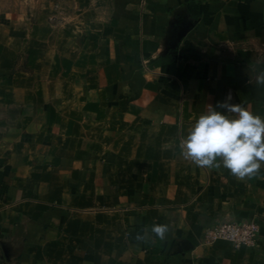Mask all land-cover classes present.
Here are the masks:
<instances>
[{
  "label": "crops",
  "instance_id": "0c3cea01",
  "mask_svg": "<svg viewBox=\"0 0 264 264\" xmlns=\"http://www.w3.org/2000/svg\"><path fill=\"white\" fill-rule=\"evenodd\" d=\"M261 73L264 0H0V264H264V162L181 151L228 93L264 117Z\"/></svg>",
  "mask_w": 264,
  "mask_h": 264
},
{
  "label": "clouds",
  "instance_id": "9594fccd",
  "mask_svg": "<svg viewBox=\"0 0 264 264\" xmlns=\"http://www.w3.org/2000/svg\"><path fill=\"white\" fill-rule=\"evenodd\" d=\"M257 83L264 84V73L257 76ZM231 101L232 94L228 93L223 101H217V106L209 104V110L188 128L181 151L198 166L222 165L243 178L255 174L264 162V117ZM167 231V224L151 227L160 239Z\"/></svg>",
  "mask_w": 264,
  "mask_h": 264
},
{
  "label": "built area",
  "instance_id": "2783aa9c",
  "mask_svg": "<svg viewBox=\"0 0 264 264\" xmlns=\"http://www.w3.org/2000/svg\"><path fill=\"white\" fill-rule=\"evenodd\" d=\"M260 234V222L256 218L247 221L217 222L207 230L210 241L224 240L236 246L253 245Z\"/></svg>",
  "mask_w": 264,
  "mask_h": 264
},
{
  "label": "rangeland",
  "instance_id": "374dc122",
  "mask_svg": "<svg viewBox=\"0 0 264 264\" xmlns=\"http://www.w3.org/2000/svg\"><path fill=\"white\" fill-rule=\"evenodd\" d=\"M2 1H8V0H2ZM4 3V2H3Z\"/></svg>",
  "mask_w": 264,
  "mask_h": 264
}]
</instances>
